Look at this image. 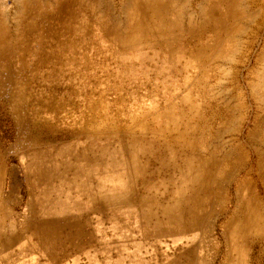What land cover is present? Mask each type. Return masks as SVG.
Segmentation results:
<instances>
[{"label": "rangeland", "instance_id": "rangeland-1", "mask_svg": "<svg viewBox=\"0 0 264 264\" xmlns=\"http://www.w3.org/2000/svg\"><path fill=\"white\" fill-rule=\"evenodd\" d=\"M30 1L0 0V257L264 264V3L173 0L169 34L120 46L72 0Z\"/></svg>", "mask_w": 264, "mask_h": 264}, {"label": "bare ground", "instance_id": "bare-ground-1", "mask_svg": "<svg viewBox=\"0 0 264 264\" xmlns=\"http://www.w3.org/2000/svg\"><path fill=\"white\" fill-rule=\"evenodd\" d=\"M21 1L28 3V1H30V0H21ZM72 1L75 2L76 5L80 6L84 10H86L88 12L89 16L92 18V20L99 23L104 28V30L106 32H108V33L115 32V35H116L115 37L119 41V43L121 44L120 46H125V45H135L136 46L137 43H140L142 41H145L146 39H149L150 37L157 35L158 31L155 28L157 26H159L158 25L159 22H156V20H160V23L165 22L167 20V18L164 16L168 12L177 13L179 20L182 17L178 11L179 8L176 7L177 4H175V2L173 0H169L170 4H171V6L169 5V7H165V2H167L168 0H124L123 2H121L120 7H121V9H125V11L127 10V8H126L127 6L131 7V5L133 6L135 3H138V6H137L135 12L133 11L127 16L125 14L126 17L124 20L121 17L123 21L121 20L120 22L119 21L115 22L113 20L114 15H112V13H111V5L106 0H72ZM65 2H67V0H33V1L31 0L29 6L30 7H39L40 4L43 3L44 8L43 9L41 8V11L39 12L38 15L42 18V20H45L46 18H48V16L51 13H54ZM23 10L26 12L27 8H23ZM99 12H101V14H99ZM201 15H203V14H201ZM203 18H204V16H203ZM213 20H214V18H213ZM0 26H3V30H4L3 34H5L6 24L1 18H0ZM1 32L2 31L0 30V33ZM189 32H191L193 34L197 33V31H195V30L189 31ZM236 32H237V30H235V28H234L229 33L235 34ZM2 40L4 41L3 38H0V41H2ZM17 41H19V40H17ZM16 44H17V42H16ZM17 46H19V45H17ZM129 47H131V46H129ZM214 48L215 47H213V48L210 47L209 50L214 49ZM11 49H13V48H11ZM232 62H234V60ZM236 62L238 63L239 60ZM237 109H238V107H237ZM257 130H259V127L257 128ZM208 145H209V143H208ZM242 161H243V158L241 155H239L237 161L231 160V162L230 161H228V162L231 163V166L233 168H236V167L239 168V165H241ZM226 170H227V168H226ZM220 194H221V192L219 191L217 194L218 198H216L217 200L220 198V196H221Z\"/></svg>", "mask_w": 264, "mask_h": 264}, {"label": "crops", "instance_id": "crops-1", "mask_svg": "<svg viewBox=\"0 0 264 264\" xmlns=\"http://www.w3.org/2000/svg\"><path fill=\"white\" fill-rule=\"evenodd\" d=\"M263 1V0H262ZM261 0H221L220 2H223V3H227L228 5H229V7H231L232 6V4H233V2H234V5H235V8H237V9H239L238 10V12H239V16H241L242 14H247V12H249L250 10H249V8H252V5L251 6H247L246 7V5H247V2H249V3H251L252 2V4H254L253 6H257L259 3H264V2H262ZM185 2H186V4L187 3H189V1L188 0H185ZM202 2H204L203 3V6L201 7V9H203V8H205V9H211V7H215L216 6V4L218 3H216V4H214V0H202ZM208 4V5H207ZM181 7H182V5H180ZM179 6V7H180ZM186 6V5H185ZM243 8V9H242ZM247 9V10H246ZM264 11V10H263ZM250 19H251V17H250ZM261 20L263 21L264 20V16L261 18ZM182 23L181 22H179V25H181ZM170 25V24H169ZM179 25H177V29H178V27H179ZM198 28V29H197ZM235 29L236 30H238L237 29V27H235ZM193 30H195V31H198V35H202L203 33H204V31L206 30V28L204 29V27L203 26H200V24H198L197 26H193V25H189V28H188V32H187V34L188 35H193V33H191V32H189V31H193ZM201 30V31H200ZM158 31V30H157ZM169 29L167 28V27H165V26H163V28H161L159 31H158V34L156 35V36H158V35H160L159 33H161V34H169ZM175 31V30H174ZM170 32L171 33H173V31H171L170 30ZM241 32V31H240ZM194 34H196V33H194ZM150 39V38H149ZM238 39V38H237ZM236 39V41H234L235 42V44H234V50H236L237 51V53L239 54V56H240V58L242 57V56H244V58H245V55H246V52L243 50V52H242V49H240V41L239 40H237ZM146 40H148V39H146ZM251 42L249 41L248 42V44H250ZM200 49L202 50V53L203 54H201L200 56H198L199 57V59H201V61H204L205 62V59L207 60L208 59V56H207V53H205L204 51H203V47H200ZM243 58V59H244ZM242 59V60H243ZM203 62V63H204ZM244 62V60L242 61V63ZM202 63V62H201ZM241 63V64H242ZM239 65V64H238ZM258 78H259V80L258 81H261V76L259 75L258 76ZM250 83V82H249ZM253 87H254V89L256 90V89H258V86H256V85H253ZM261 116L259 115V113L258 114H256V119H255V126L252 128V130H250V135L251 136H253V135H263L264 136V133L262 132H259L260 131V128H261V123H262V121L263 120H260L261 118H260ZM264 123V122H263ZM259 127V130H257V128ZM259 132V133H258ZM264 158V157H263ZM7 248V247H6ZM8 248H10V247H8ZM7 248V249H8ZM4 255H7V256H1L0 257V262H4L3 264H7L8 263V261L10 260V258H11V255H12V253H11V251H9L8 253H6V254H4ZM2 264V263H1Z\"/></svg>", "mask_w": 264, "mask_h": 264}]
</instances>
